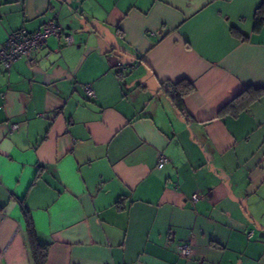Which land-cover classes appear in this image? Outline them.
<instances>
[{
  "label": "crops",
  "instance_id": "obj_1",
  "mask_svg": "<svg viewBox=\"0 0 264 264\" xmlns=\"http://www.w3.org/2000/svg\"><path fill=\"white\" fill-rule=\"evenodd\" d=\"M262 3L0 0V47L73 36L0 64V264H36L28 224L45 264H264V93L224 109L264 88Z\"/></svg>",
  "mask_w": 264,
  "mask_h": 264
},
{
  "label": "built area",
  "instance_id": "obj_2",
  "mask_svg": "<svg viewBox=\"0 0 264 264\" xmlns=\"http://www.w3.org/2000/svg\"><path fill=\"white\" fill-rule=\"evenodd\" d=\"M51 36L63 39L66 44H70L73 41L72 34L64 30L54 19L46 21L35 31L30 32L24 29H18L9 33L0 47V64L4 69H8L16 59L29 56L35 49L45 44L46 40ZM113 64L119 69H125V66L118 60L114 61ZM83 87L88 98H95V93L89 84H84ZM16 128L17 124L11 126V130ZM167 161V157L164 154L158 155V166H162ZM197 198V193L192 194L193 200ZM248 235H251V232ZM177 251L181 256L188 257L193 251V248L189 243H181L177 246Z\"/></svg>",
  "mask_w": 264,
  "mask_h": 264
},
{
  "label": "trees",
  "instance_id": "obj_3",
  "mask_svg": "<svg viewBox=\"0 0 264 264\" xmlns=\"http://www.w3.org/2000/svg\"><path fill=\"white\" fill-rule=\"evenodd\" d=\"M262 23H264V3H262L255 14L254 17V30H258ZM237 33V32H236ZM165 83H163V89L165 93L170 96L171 102L173 106L176 108L178 113L181 115L184 114V107H183V97L190 93L194 86L192 82L180 80L177 82H171L170 88H165ZM262 93H264V88H253L248 87L245 88L238 96H236L224 109L231 110L233 112L237 110H241L245 108L250 102L257 99ZM29 232H30V239H31V246L34 259L36 264H45L46 260V245L40 244L35 241L33 230L31 229V225L28 224Z\"/></svg>",
  "mask_w": 264,
  "mask_h": 264
},
{
  "label": "water",
  "instance_id": "obj_4",
  "mask_svg": "<svg viewBox=\"0 0 264 264\" xmlns=\"http://www.w3.org/2000/svg\"><path fill=\"white\" fill-rule=\"evenodd\" d=\"M259 235H260V236H264V234H262V233H260Z\"/></svg>",
  "mask_w": 264,
  "mask_h": 264
}]
</instances>
